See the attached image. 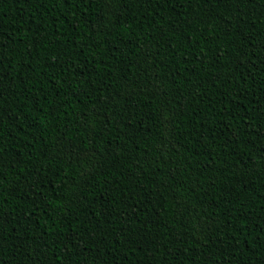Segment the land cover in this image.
I'll return each instance as SVG.
<instances>
[{"label":"trees","instance_id":"16d2710c","mask_svg":"<svg viewBox=\"0 0 264 264\" xmlns=\"http://www.w3.org/2000/svg\"><path fill=\"white\" fill-rule=\"evenodd\" d=\"M0 264H264V0H0Z\"/></svg>","mask_w":264,"mask_h":264}]
</instances>
